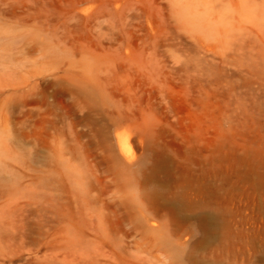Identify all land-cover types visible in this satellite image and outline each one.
Returning <instances> with one entry per match:
<instances>
[{
  "label": "rangeland",
  "instance_id": "rangeland-1",
  "mask_svg": "<svg viewBox=\"0 0 264 264\" xmlns=\"http://www.w3.org/2000/svg\"><path fill=\"white\" fill-rule=\"evenodd\" d=\"M0 264H264V0H0Z\"/></svg>",
  "mask_w": 264,
  "mask_h": 264
}]
</instances>
